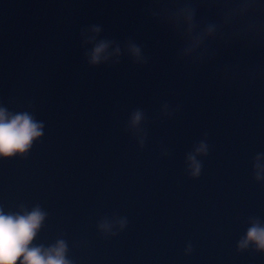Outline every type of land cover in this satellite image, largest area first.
<instances>
[{"label": "water", "instance_id": "water-1", "mask_svg": "<svg viewBox=\"0 0 264 264\" xmlns=\"http://www.w3.org/2000/svg\"><path fill=\"white\" fill-rule=\"evenodd\" d=\"M159 11L156 0H0V107L43 123L26 153L0 156V209L39 206L33 245L63 240L71 264H264L255 245L238 248L253 220L264 225V80L220 70L264 65V49L189 65ZM100 41L109 58L91 65ZM202 140L194 178L187 156Z\"/></svg>", "mask_w": 264, "mask_h": 264}, {"label": "clouds", "instance_id": "clouds-1", "mask_svg": "<svg viewBox=\"0 0 264 264\" xmlns=\"http://www.w3.org/2000/svg\"><path fill=\"white\" fill-rule=\"evenodd\" d=\"M159 12L153 16L162 18L166 26L179 41L177 59L189 65L202 67L216 59L221 49L236 47L242 55L264 49V0H156ZM100 32L99 26L91 29ZM111 41H100L88 54V62L98 65L109 58L106 55ZM127 51L137 63H147L139 44L129 41ZM115 52L119 54L117 46ZM223 73L234 77H249V83L264 80V65L249 66L241 58L224 64ZM144 112L136 109L130 116V126L138 128L144 120ZM43 135V123L35 120L28 112L10 113L0 107V156L11 157L26 153L33 142ZM144 141L141 140V147ZM209 146L202 140L187 156L190 174L199 177L202 163L198 155H208ZM259 155L257 160H259ZM259 168V165H257ZM257 180L261 179L257 172ZM46 213L39 206L23 214H5L0 209V264H71L66 258L67 244L58 240L45 248L34 246ZM126 221H121V227ZM104 227V225H102ZM250 244L258 251H264V225L253 220L246 235L239 241L243 250ZM189 245L187 251H191Z\"/></svg>", "mask_w": 264, "mask_h": 264}]
</instances>
